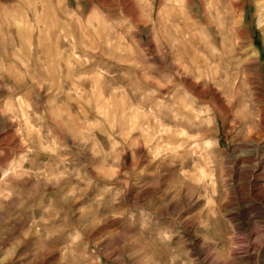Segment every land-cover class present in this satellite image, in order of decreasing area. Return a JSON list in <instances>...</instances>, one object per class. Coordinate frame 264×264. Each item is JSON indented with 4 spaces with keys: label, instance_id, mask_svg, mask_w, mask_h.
Returning <instances> with one entry per match:
<instances>
[{
    "label": "rangeland",
    "instance_id": "rangeland-1",
    "mask_svg": "<svg viewBox=\"0 0 264 264\" xmlns=\"http://www.w3.org/2000/svg\"><path fill=\"white\" fill-rule=\"evenodd\" d=\"M0 264H264V0H0Z\"/></svg>",
    "mask_w": 264,
    "mask_h": 264
}]
</instances>
